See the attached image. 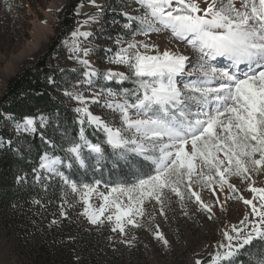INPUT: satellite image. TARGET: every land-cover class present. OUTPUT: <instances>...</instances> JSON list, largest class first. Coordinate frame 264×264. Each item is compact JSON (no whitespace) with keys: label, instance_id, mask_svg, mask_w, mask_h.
<instances>
[{"label":"snow or ice","instance_id":"6c2138e0","mask_svg":"<svg viewBox=\"0 0 264 264\" xmlns=\"http://www.w3.org/2000/svg\"><path fill=\"white\" fill-rule=\"evenodd\" d=\"M91 2L95 4V0ZM137 3L142 9L138 15L122 13L127 17L122 28L131 33L132 39L118 37V49H106V53H112L108 63L124 66L126 71L96 68L88 59L94 46H84L93 34L80 27L71 33V41L66 44L73 54L70 58L80 66L71 71L78 72L80 78L64 95L78 105L74 109L81 126L78 138L65 132L57 145L40 131L41 139L64 155L45 152L39 169H33L37 182L58 178L62 186L78 192L88 205L82 214L92 225H102L105 219L114 221L111 230L121 234L128 225L140 227L137 217L146 214V200L154 199L163 212L167 192L181 201L186 197L194 200L212 219V207L193 190L194 184L209 189L215 184L221 191L227 185L236 191L229 177L251 180L253 174L264 172V0ZM201 3L206 7L202 8ZM95 20V16H89L82 23ZM162 31L196 50L195 64L178 50L161 51L155 43L135 39L137 35L147 38ZM221 57L228 61L223 67L214 63ZM126 82L132 87H124ZM98 84L99 91H92ZM90 104L107 109L114 118L93 114ZM47 124L48 117L43 114L25 116L16 123L15 130L34 134ZM85 125L95 130L93 135L101 132L104 139L92 142L85 135ZM109 156L114 160L113 167L123 161L134 180L114 184L108 194L99 193L104 203L98 209L92 208L89 199L101 181L78 183L72 179L71 170H86L93 159L99 168ZM39 170L47 175L42 176ZM249 190L255 194L253 199L238 198L250 206V211L223 230L224 239L217 242L209 261L197 259L195 264H237L245 253L254 257L249 264H264V187L250 183ZM121 197H126L127 202ZM257 198L258 202H254ZM109 209L113 210L111 214L101 219ZM61 215H67L63 206ZM155 235L170 246L162 233ZM126 243L131 246V241Z\"/></svg>","mask_w":264,"mask_h":264},{"label":"rangeland","instance_id":"374dc122","mask_svg":"<svg viewBox=\"0 0 264 264\" xmlns=\"http://www.w3.org/2000/svg\"><path fill=\"white\" fill-rule=\"evenodd\" d=\"M68 1L0 0V96L1 93H4L11 77L24 67L34 64L47 50L48 44L55 34L56 23ZM201 7H206V4L201 3ZM77 9L78 19L75 30L80 27V30L93 34L89 38V43L84 45L95 48L88 59L101 71L108 68L126 71L124 66L108 63L107 58L112 53H106V49L110 48L115 52L118 49L115 44L118 37L124 41L132 39L131 33L125 29L123 30L128 35H119L115 38L112 37L115 32L111 31L119 26L122 28V24L125 22L121 20L127 22V17L122 13L127 12L130 16H135L142 11L137 0H95V4L91 0H83ZM89 16H95L96 20L90 24H83L82 22ZM113 21L118 22L113 23ZM41 31L47 32L48 37L47 35L43 37L45 42L40 45L41 48L36 47V52H34L36 48L30 51L34 47L36 37H42ZM109 31L110 33H108ZM135 39L155 43L159 45L161 51L166 48L173 51L178 50L189 56L192 64H195L198 57L196 50L175 40L167 31L151 33L147 38L137 35ZM66 41H71V34L58 48L60 53L54 54V62L64 61L67 66H70L71 62H76V60L70 58L73 54ZM28 51L30 53L27 54ZM214 63L223 67L228 61L221 57L217 58ZM13 66H16L15 70ZM104 83L106 82H100V84ZM100 84L92 91H99ZM89 108L95 115L105 119L114 118L107 109L98 104H90ZM9 115L6 114L5 118L1 120L0 127L15 129L16 123L22 121L6 119ZM115 119L118 125L119 120ZM2 145L3 140L0 137V146L2 147ZM228 180L229 183L235 185L236 191H231L227 185L223 191L215 184L212 189L201 188L198 184L193 185V190L198 191L202 200L212 207L214 213L212 219H209L210 214L201 210L194 200L186 197L184 201H181L173 193L167 192L163 212H161V205L154 199L146 200L144 205L146 214L137 217L140 227L128 225L125 228V233L121 234L118 230L116 232L111 230L115 226L114 221L109 222L105 219L113 211L109 209L101 217V219H105V223L99 226L94 225L98 228L102 227L107 232L110 248L108 252L95 253L97 264H195L197 259L202 262L209 261L210 254L216 251L217 242L224 239L223 230L228 225L238 223L245 213L250 211V206L245 205L243 200L238 197L253 199L255 194L249 190V184L252 183L255 187H264V172L253 174L251 180L236 176H231ZM108 186L105 187V184L102 183L96 186L97 191H94L89 199L92 208L98 209L104 203L99 193L108 194L111 187ZM115 195L113 194V196ZM217 198L219 202H217ZM121 200L127 202L126 197H121ZM254 202H258V198ZM87 206L85 204V207ZM185 212L187 215L184 214ZM84 217L88 220L85 215ZM2 218L3 210L0 208V264H73L67 259H62L61 256L56 263L52 261L37 263L28 255L27 247H22L17 238L5 227ZM156 232L162 233L169 240L170 246H165L161 240L157 239ZM126 241H131V246Z\"/></svg>","mask_w":264,"mask_h":264},{"label":"trees","instance_id":"16d2710c","mask_svg":"<svg viewBox=\"0 0 264 264\" xmlns=\"http://www.w3.org/2000/svg\"><path fill=\"white\" fill-rule=\"evenodd\" d=\"M82 2L68 1L56 23V31L47 50L34 64L24 67L13 76L0 96V123L6 114L12 115L17 121H22L25 116L39 117L43 114L48 117L47 126L34 134L17 133L13 128L0 127L3 140L0 146V208L3 210V223L22 247H27L28 255L37 263H56L61 256L73 264H97L95 253L110 251L107 232L102 227L90 224L82 214L85 203L80 194L72 193L62 186L58 178L37 182L36 173L33 172V169H39L40 157L45 152L64 155L59 148L54 151L50 144L45 143L40 131L57 145L61 144L65 132L69 137L78 138L81 126L77 122L78 114L74 112L77 103L65 96L64 92L70 90L71 85L80 78L78 72L71 71L80 66L77 62H71L70 66L64 61L54 62V54L60 53L58 48L75 30L77 8ZM118 17L120 19V15ZM111 32H115L113 38L126 34L120 26ZM124 86L130 87L131 83L126 82ZM85 129V135L92 142L104 139L101 132L93 135V128L85 125ZM63 146L66 148L68 145L64 143ZM108 151L110 153L111 149ZM113 163V158L109 156L98 168L93 159L88 169L76 167L71 170L74 173L72 179L87 184L100 180L102 184L110 186L134 180L131 170L123 161H119L116 167H113ZM39 171L42 176L47 175L43 170ZM18 177L24 179L18 181ZM44 184L48 187L45 188ZM68 204L72 207H68ZM62 206L66 216L61 215ZM253 259V256L245 253L237 264H249Z\"/></svg>","mask_w":264,"mask_h":264},{"label":"water","instance_id":"95a60500","mask_svg":"<svg viewBox=\"0 0 264 264\" xmlns=\"http://www.w3.org/2000/svg\"><path fill=\"white\" fill-rule=\"evenodd\" d=\"M47 37H48V35H47ZM46 39H47V38H46ZM44 42H45V39H44L43 37H41V36H38V37H36V39H35V41H34V44H38L37 48H39L40 45H42ZM37 48L34 50V52H36ZM28 49H30V48H28ZM28 49H27V50H28ZM32 49H33V48H32ZM23 52H24V51H23ZM21 54H22V53H21ZM16 64H18V63H16ZM13 67H14V66H13ZM15 67H16V66H15ZM15 67H14V70H15ZM14 70H13V71H14ZM13 71H12V72H13ZM16 74H17V73H16ZM16 74H15V75H16ZM15 75H14V76H15ZM11 78H13V77H11ZM11 78H10V79H11ZM10 79H9V80H10ZM1 95H2V93H1ZM205 203H206V202H205ZM208 204H209V203H208ZM209 205H210V204H209Z\"/></svg>","mask_w":264,"mask_h":264},{"label":"bare ground","instance_id":"6f19581e","mask_svg":"<svg viewBox=\"0 0 264 264\" xmlns=\"http://www.w3.org/2000/svg\"><path fill=\"white\" fill-rule=\"evenodd\" d=\"M40 33H41L42 37H46V35H48L47 32H43V31H41ZM37 46H38V44H34L33 49H31L30 51H33L34 48H36ZM40 48H41V47H40ZM30 51H28V52H26V53L28 54V53H30ZM26 56H27V55H26Z\"/></svg>","mask_w":264,"mask_h":264}]
</instances>
